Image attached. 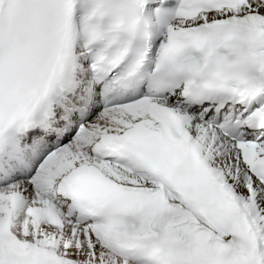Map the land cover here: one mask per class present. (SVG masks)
<instances>
[{"label": "snow or ice", "instance_id": "snow-or-ice-1", "mask_svg": "<svg viewBox=\"0 0 264 264\" xmlns=\"http://www.w3.org/2000/svg\"><path fill=\"white\" fill-rule=\"evenodd\" d=\"M0 264H264V0H0Z\"/></svg>", "mask_w": 264, "mask_h": 264}]
</instances>
